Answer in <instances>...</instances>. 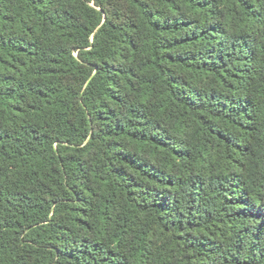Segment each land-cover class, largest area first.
<instances>
[{
  "label": "trees",
  "instance_id": "obj_1",
  "mask_svg": "<svg viewBox=\"0 0 264 264\" xmlns=\"http://www.w3.org/2000/svg\"><path fill=\"white\" fill-rule=\"evenodd\" d=\"M0 264H264V0H0Z\"/></svg>",
  "mask_w": 264,
  "mask_h": 264
}]
</instances>
